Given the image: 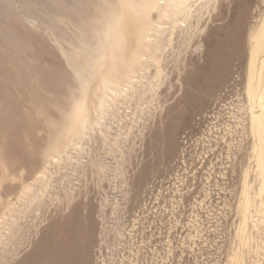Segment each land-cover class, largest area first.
Masks as SVG:
<instances>
[{"label":"rangeland","instance_id":"1","mask_svg":"<svg viewBox=\"0 0 264 264\" xmlns=\"http://www.w3.org/2000/svg\"><path fill=\"white\" fill-rule=\"evenodd\" d=\"M146 1L0 0V264H264L245 83L264 0H215L190 29L149 6L161 51L141 57L115 114L67 144L78 108H98L91 65L114 60L108 16L139 20ZM220 95L201 142L188 133Z\"/></svg>","mask_w":264,"mask_h":264},{"label":"bare ground","instance_id":"2","mask_svg":"<svg viewBox=\"0 0 264 264\" xmlns=\"http://www.w3.org/2000/svg\"><path fill=\"white\" fill-rule=\"evenodd\" d=\"M161 1L163 2L161 3ZM146 3L148 7L145 6L141 9L143 17L139 20L125 6H119L115 14L108 16L107 26L104 27L105 38L104 44L102 43V48L105 52H109L110 50L114 60L105 62L106 64L102 68V60L100 59L91 65L96 71L100 70L98 73L100 74V81L96 88V104L98 108L92 117L86 113L85 106L82 105L78 108L74 122L75 128L69 131L68 135L70 139L67 144L71 142L73 146H76L78 141H75V138L81 139L82 135L88 134L96 126H100L103 122L102 119L107 118L105 115L112 116L115 114V106H118L116 104L122 99H129L131 96L134 79L136 78L135 74L139 71V66L145 64V61L143 62L141 57L147 54V51L150 52L152 50L154 53L161 51V46L159 44H153L151 39L153 36L151 32H157L158 28L152 26L150 19L146 22L148 18L145 17L151 14V8L149 6L153 5L157 8L158 14L167 13L164 15L170 17L173 22L177 19L182 20L185 29H190L192 28L191 18L193 17V12L197 11L199 15L202 14L204 10H208L211 5L215 4V0H147ZM259 14L261 15L262 13ZM195 29H198L197 25ZM247 52L249 56L248 72L245 81L246 94L248 100L254 103L250 108V130L260 139L261 158L262 152L264 151V14L261 15L258 23L251 31ZM227 99L228 97L220 95L213 100L206 111L202 112L195 119L194 125L188 134L196 137L201 142L211 136L222 119L223 110L227 108ZM173 130L175 129L173 128ZM175 134L177 135V133ZM187 138L188 136L184 137L182 141L184 145L188 142L186 141ZM92 162L93 165H98L95 159ZM260 169L262 171V185L264 187V161H261ZM25 194L21 195L20 198L26 197ZM52 224L55 225L57 223L53 222Z\"/></svg>","mask_w":264,"mask_h":264}]
</instances>
